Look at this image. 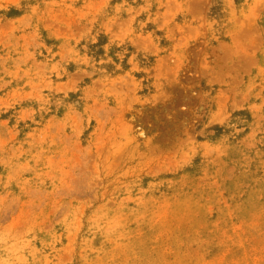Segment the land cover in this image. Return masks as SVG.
<instances>
[{"label": "rangeland", "instance_id": "1", "mask_svg": "<svg viewBox=\"0 0 264 264\" xmlns=\"http://www.w3.org/2000/svg\"><path fill=\"white\" fill-rule=\"evenodd\" d=\"M0 264H264V0H0Z\"/></svg>", "mask_w": 264, "mask_h": 264}]
</instances>
